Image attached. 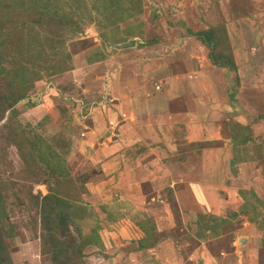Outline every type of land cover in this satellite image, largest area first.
Listing matches in <instances>:
<instances>
[{
	"label": "rangeland",
	"instance_id": "1",
	"mask_svg": "<svg viewBox=\"0 0 264 264\" xmlns=\"http://www.w3.org/2000/svg\"><path fill=\"white\" fill-rule=\"evenodd\" d=\"M23 1L32 4L35 15L44 2L51 3L49 14L57 22L43 25L34 18L20 24V50L0 49L1 68L12 70L20 61L31 68L34 78V83L25 85L29 87L24 99L13 108L3 107L5 117L0 122L9 124L0 129V181L14 189L4 191L10 210L5 222L11 220L17 231L22 230L18 237L7 238L13 263L51 264L42 253L44 230L40 225L35 230L40 224L39 209L32 206L28 194L49 193L43 181L51 172L42 156L49 150L45 156L49 160L51 149V160L65 166L67 178L86 188L85 193L72 195L75 187L59 184L60 196L72 197L77 211H85L71 226L75 242L68 249L70 264H168L166 259L173 264H264V154L256 156L258 147L264 149V0ZM112 7L118 12H112ZM208 29L218 39L219 55H229L232 67L215 66L210 48L196 38L195 33ZM131 39L137 42L134 47H116ZM62 61L66 62L58 66ZM148 66H166L165 79L182 73L186 79L190 72L193 83L214 86L212 102L192 108L201 109L211 122L218 121L225 141L212 134L196 142L191 139L201 120L192 115L186 123L189 103L179 120L174 115L184 106L185 88L177 91L170 104L172 112L166 114L175 116L177 124L155 126L158 134L163 130V141L172 127L180 141L187 143L178 155L180 162L187 163L181 172L215 173L210 189L202 195L182 188L179 181L175 186L188 195L160 182L161 175L166 176L162 168L166 163L144 167L146 160L140 161L144 155L135 147H145L146 142L137 144L131 136L120 146L121 134L138 132L135 120L128 127L133 113L124 107L123 99L144 84L160 87L162 83L139 77ZM63 67L67 69L58 71ZM209 69L217 73L202 74ZM0 79V92L9 93L6 78ZM20 86L14 87L16 92ZM195 92L191 90L192 98ZM114 110L120 121L102 126L97 117L110 116ZM96 130L101 131L92 144ZM20 137L27 152L31 149L27 142L35 143L32 149L37 156L30 167L14 142ZM244 137L249 139L243 141ZM223 142L227 153H215L214 145ZM94 146H120V156L114 160ZM211 159L217 160V168ZM130 168H136L135 175H129ZM142 241L151 245L142 247Z\"/></svg>",
	"mask_w": 264,
	"mask_h": 264
},
{
	"label": "trees",
	"instance_id": "2",
	"mask_svg": "<svg viewBox=\"0 0 264 264\" xmlns=\"http://www.w3.org/2000/svg\"><path fill=\"white\" fill-rule=\"evenodd\" d=\"M39 3L41 0H37ZM112 2H115L111 0ZM47 2V1H46ZM12 3H16L12 4ZM51 3H45L42 4L43 7L39 8L38 11L33 12V6L32 4H27L25 1H18L15 0H0V15L5 14V18H0V49L5 51V46H10L13 49L20 50V45L23 41V37L20 36L19 32V25L27 22H31L36 19V21H42L47 24L54 25V22H57L54 18L51 17L49 14V5ZM117 7V6H116ZM112 7V12L117 13L118 9ZM45 9V10H44ZM21 15V16H20ZM1 17V16H0ZM19 26V27H18ZM212 30H206L195 33L196 38L202 40V43H204L206 46L210 48V55L209 58L213 62V64L218 65L220 67H232L233 63L229 58V55H219V51L216 50V46L218 44V39L215 35L211 33ZM1 38H4L2 41ZM25 43V42H24ZM29 44H34L32 41H29ZM7 60V57H6ZM12 60V59H11ZM10 60V62H11ZM66 61H62L58 66H63V64ZM17 67L14 66V69L7 70L6 68L0 67V76H4L6 78L5 83L7 84V87L9 89V93L3 91L0 92V122L3 120L4 111L3 107L7 108H13V106L16 105V103L19 100L24 99L27 96L26 88L29 86H25L26 84L34 83V78L30 77L31 68L22 64L20 61L17 63ZM67 68L63 67L62 69H58V71H62ZM29 75V76H28ZM3 79H0V82ZM18 85H21V90H16L18 88ZM3 100L6 101L3 103ZM6 110V109H5ZM13 110V109H12ZM11 110V111H12ZM12 117L14 115V112H11ZM7 121H11L10 118L7 119ZM0 129H4L5 127H8L6 123L3 125V123L0 124ZM16 127H13L12 129L15 130ZM18 130H21L23 132L24 129L20 127H17ZM24 134V133H23ZM21 138V137H20ZM21 141H14L15 144L22 149L21 150V157L23 161L25 160L27 163V166H31V161L34 157L37 156L36 150L32 149V145L35 143L30 139L31 142H27L28 145L31 146V149L29 152L25 150L24 144ZM249 138L244 137L242 140L247 141ZM44 139H40V142ZM44 143L48 144V141H44ZM43 143V144H44ZM49 146V144H48ZM50 148V147H49ZM259 151L256 154L257 157L263 156L264 149H261V147H258ZM49 154V150L46 151V155L42 156L43 161L47 160L45 163L46 168L51 172V177L45 179L43 182L47 184L49 188V193L46 195H37L33 192H28L29 200L33 207H37L39 209L40 214V224L35 225V230L38 229V225L42 227L44 230V233L42 234V238L44 240L42 241V253L44 257H46L47 260L51 262V264H70L68 259V256H70L69 253V247L73 245L75 242L74 237L71 234V226L72 224H76V220L82 216L85 215V211H77L79 208L76 207L73 203L70 202V199L72 197H69V200L66 198H62L59 194V184L61 182L63 183H69L72 187H75L74 194H77L79 191L80 193H85L86 188L85 187H79V185H76L73 183L72 178H67V170L64 165H60L59 163H54L51 160V149H50V159H45V156ZM56 158L59 159L58 154L55 153ZM29 157V158H28ZM38 156L37 160L39 163V159H42ZM45 162V161H44ZM61 176H63L61 178ZM52 178L57 179L56 181H53ZM71 180V181H70ZM7 189V184L3 181H0V264H14L11 258V255L8 251V241L7 238H14L18 237L21 231H17V226L15 225V222H12L11 220H8V223L5 222V220L10 216L9 215V200L8 196L5 195L4 191ZM10 189V188H9ZM7 189L8 191L14 190V189ZM20 204V203H19ZM77 212V214H76ZM71 237V239H69ZM87 239H90L89 236L86 237ZM96 240L99 241L100 238L96 234ZM78 242V241H77ZM87 241L84 240V242H81L79 248H82V246L85 245ZM157 241L154 240L153 244ZM151 245L148 243V241L143 242L142 241V247H146V245ZM45 259V260H46Z\"/></svg>",
	"mask_w": 264,
	"mask_h": 264
},
{
	"label": "crops",
	"instance_id": "3",
	"mask_svg": "<svg viewBox=\"0 0 264 264\" xmlns=\"http://www.w3.org/2000/svg\"><path fill=\"white\" fill-rule=\"evenodd\" d=\"M215 66H217V65H215ZM166 68H167L166 66L165 67H155V68H151L150 66H148L144 69V71L139 76V77H142L143 79H147V80H145L147 82L150 80L153 83V80H155V79L162 81L161 84L156 83V84H160L161 88L159 86L155 87L153 85L144 84L143 86L137 88V90L132 91V93L130 90L129 97H126L123 99V103L125 101L124 107L125 108H131V110H129V111H131L130 113H133L132 116H134V117H132V116L130 117L129 120H131V121H129L130 124L128 125V127L130 128L133 125L132 121L135 120L136 127L138 128L137 129L138 132L133 133L132 131L131 132L128 131V132H125L123 134V136L121 134V136L119 138L120 146H121V144H123V143H121V141L127 142V138L129 137V139H130L131 136L136 138V140H138L137 144H139L141 142H146V144L148 146L146 145L144 147L143 144H139L137 147H135V148H137V150L135 152L141 151L139 153H142L141 155H144L143 157H141L143 160H140V161L146 160L145 162H147V163L144 165V167H147L148 164L156 163V165H157L158 163H166L162 167L163 169H165L163 174H166V176L161 175L162 177H160V182H164L166 184V187H168V188L172 187L173 189L174 188L177 189L176 192L179 194H183V196L185 194L188 195V192H186V190H182L183 187L188 188L187 191H189V190H193V192L199 191V194L202 195L206 192V191H204L206 188L210 189L209 184H212L213 177H214L215 173L213 174L210 171H208V172H206V174H204L205 170L204 171L200 170V171L192 173V174H190L191 172H188V173L181 172L182 167L184 166V164H187V163L180 162L182 160L178 159V155L179 156L182 155L181 149L185 148L187 143L180 141L181 140L180 135L177 136L175 129H173L171 127L170 134H169L170 137H168V139L164 140L166 142V144H165L163 141V136H162L163 130H162V132L160 131L158 134V132L156 131L157 128L155 126H159V125L160 126L161 125L173 126V125L177 124L176 120H175V116H176V119L179 120L180 116L182 114H185L184 113L185 112V106L187 103H189L187 106L186 123L191 122L188 118L192 115L196 116V118L201 120L199 123V127H197V129H195L194 135L192 136L191 139L195 140V142H196V141L202 140L201 138L207 139V137L211 136V134H212L215 137V139L224 140L225 138H224V136H222L223 133H222V130L220 129L221 126H219L218 121H217V124H215V122H211L212 121L211 117L200 112L201 109L193 110V108H192L193 104H196V103L199 104L202 108V105L209 104L210 102H212V99L215 96L214 86L212 85V83H209L210 86H202L203 83H199V85L195 82L193 83V80L190 78L191 77L190 72H189V74L187 73L188 76L186 79L182 75L183 73L180 75L174 76V77L172 76L173 78L167 77L165 79L163 77L169 75V74H164ZM223 68H226V67H223ZM206 72L202 71V74H205L206 77H210L211 75H215L217 73L216 70H210V69L207 70ZM156 84H154V85H156ZM182 88H185L184 89L185 90L184 95H182L183 96L182 99H184V100L181 102V104L183 103L184 106H183V108L176 109L177 112L174 113V115H175L174 117L167 118L166 114L171 111V109H170L171 101L174 100V97H178L177 91H179ZM195 88H197L196 92H195ZM120 89H121V85H120ZM189 89H190V91L187 92V90H189ZM216 89H217V87H216ZM124 90L125 89H123L122 92H124ZM191 90H194V92L196 93L193 98L191 97V94H190ZM217 98H218V95H217ZM217 101H219V99ZM142 111H143V114H142ZM139 112L141 114H138ZM113 113L115 114V110L110 114L111 117L108 114L104 115V118H102L101 115H99V117H97V118H100L102 126L103 125L105 126L107 123L109 124L110 121H113V122L120 121V116H118V119H116L115 115ZM140 119H143L142 121H145V123L140 121ZM146 123H148V125ZM120 125L121 124H119V126ZM178 126H180V125H178ZM140 128H142V130H140ZM100 131L101 130H99V133L97 132V130L94 131V133L97 135L94 136V138L91 140L92 144H95L96 138L100 134ZM227 139H231V138H227ZM120 146H118V147L121 148ZM94 147L96 148V150H98L100 152L101 155L103 153L113 155L114 160L118 159L120 156L119 152H121V150L118 147H116L117 150L119 149L118 151H116V152H118V154H116L115 152L113 153V150H116L115 146L113 147V149H106L107 148L106 146H103V147L94 146ZM162 148H163V150H162ZM214 150H215V153L216 152L221 153V151H223V152L225 151L227 153L228 148L225 147V142H223L219 146L214 145ZM211 153H213V152H211ZM132 155H134V152L132 153ZM229 158H231V157H229ZM175 159H178V160H175ZM211 161H212V163L216 162L214 167L217 168V160L211 159ZM135 170H136V168H130L127 171L129 173V175L131 176V175H135V173H136ZM178 172H179V174H177ZM119 175L130 178L124 172H119ZM168 176H170V177H168ZM166 177L171 179V180L169 179L170 183L167 182L168 178H166ZM127 178L125 179V181H127ZM177 181L181 182L180 186L182 188L175 186V183H177ZM173 183H174V186H173ZM182 183H183V185H182ZM181 191L183 193H180ZM211 192L212 191L210 190L209 193H211ZM129 198H131V197H129ZM213 205L214 204L212 203L211 206H213ZM165 255L167 257L169 254H165ZM166 260H167L166 262L168 264L174 263L173 260H171V261L168 259H166Z\"/></svg>",
	"mask_w": 264,
	"mask_h": 264
},
{
	"label": "water",
	"instance_id": "4",
	"mask_svg": "<svg viewBox=\"0 0 264 264\" xmlns=\"http://www.w3.org/2000/svg\"><path fill=\"white\" fill-rule=\"evenodd\" d=\"M136 44H137L136 40L135 39H131V40L127 41V42H123L121 44H117L116 47L118 49H127V48L134 47Z\"/></svg>",
	"mask_w": 264,
	"mask_h": 264
},
{
	"label": "clouds",
	"instance_id": "5",
	"mask_svg": "<svg viewBox=\"0 0 264 264\" xmlns=\"http://www.w3.org/2000/svg\"><path fill=\"white\" fill-rule=\"evenodd\" d=\"M121 44V43H120Z\"/></svg>",
	"mask_w": 264,
	"mask_h": 264
}]
</instances>
